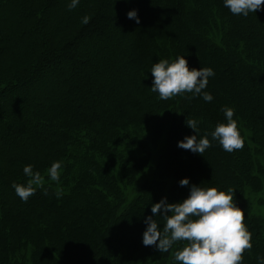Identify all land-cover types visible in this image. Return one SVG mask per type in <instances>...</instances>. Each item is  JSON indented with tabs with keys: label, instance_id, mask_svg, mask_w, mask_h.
<instances>
[{
	"label": "trees",
	"instance_id": "1",
	"mask_svg": "<svg viewBox=\"0 0 264 264\" xmlns=\"http://www.w3.org/2000/svg\"><path fill=\"white\" fill-rule=\"evenodd\" d=\"M70 2L0 0V264H178L187 242L167 253L144 246V219L162 198L186 199L191 185L234 190L252 233L242 264H257L263 228L245 193L264 181V10L233 15L223 0ZM178 56L190 70H214L204 90L212 102L152 92V65ZM225 106L245 140L232 153L210 135L227 122ZM192 118L212 144L202 156L177 147L195 134ZM158 148L150 180L128 199ZM54 161L63 162L59 185L47 178ZM28 164L45 183L25 203L12 185L27 183Z\"/></svg>",
	"mask_w": 264,
	"mask_h": 264
},
{
	"label": "clouds",
	"instance_id": "2",
	"mask_svg": "<svg viewBox=\"0 0 264 264\" xmlns=\"http://www.w3.org/2000/svg\"><path fill=\"white\" fill-rule=\"evenodd\" d=\"M80 0H71L69 10L75 9ZM223 5L233 15L247 17L249 13L262 11L264 0H223ZM129 19L140 23L136 10L127 13ZM86 22V21H85ZM150 73L154 78L151 90L161 100H168L177 95L191 93L200 96L206 103L213 101L210 92L204 91L209 78L215 76L212 68L189 69L185 56L175 60L161 59L154 63ZM226 123H219L210 133L212 140L222 149L232 153L244 148L245 140L234 119L235 109L222 108ZM186 126L194 135L186 136L177 142V147L190 150L194 154H203L212 144L208 135L198 136V119H186ZM202 156V155H201ZM62 161H54L47 169V178L57 185L61 182ZM23 173L28 177L26 184H13L15 194L27 203L38 188H43L45 176L34 171V166H24ZM188 178L181 179L179 185L189 186ZM152 215L145 217L146 229L142 234L144 246H155L160 253H167L179 241L187 244L182 250L174 252L178 264H242L244 252L252 248V233L245 224V213L234 202V190L221 191L217 188H202L191 185L186 199L177 203H168L167 198L152 204ZM162 218L161 225L157 219ZM257 264H264V256L257 257Z\"/></svg>",
	"mask_w": 264,
	"mask_h": 264
},
{
	"label": "rangeland",
	"instance_id": "3",
	"mask_svg": "<svg viewBox=\"0 0 264 264\" xmlns=\"http://www.w3.org/2000/svg\"><path fill=\"white\" fill-rule=\"evenodd\" d=\"M161 150L158 148L155 152H153V158L148 166V168L144 171V174L138 178L136 183L133 185L132 189L129 190L128 199H132L139 187L146 181L150 180L151 174L153 172V168L156 164V160L158 154ZM245 198L247 201V210L249 215L256 217L260 220L263 228V236H264V181L260 191L252 192L251 190L246 191Z\"/></svg>",
	"mask_w": 264,
	"mask_h": 264
}]
</instances>
